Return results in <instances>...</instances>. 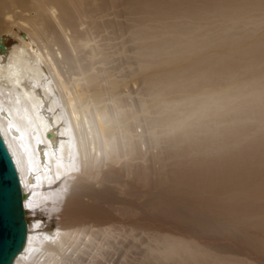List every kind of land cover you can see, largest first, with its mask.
<instances>
[{"label":"bare ground","instance_id":"obj_1","mask_svg":"<svg viewBox=\"0 0 264 264\" xmlns=\"http://www.w3.org/2000/svg\"><path fill=\"white\" fill-rule=\"evenodd\" d=\"M123 2L0 0V137L26 218L11 264H96L126 239L141 259L243 242L264 260L258 222L217 223L264 210V0ZM162 14L183 21L140 29ZM124 15L137 18L135 68L101 44L124 33L105 19Z\"/></svg>","mask_w":264,"mask_h":264},{"label":"rangeland","instance_id":"obj_2","mask_svg":"<svg viewBox=\"0 0 264 264\" xmlns=\"http://www.w3.org/2000/svg\"><path fill=\"white\" fill-rule=\"evenodd\" d=\"M115 4L116 7V12L120 11L122 12L126 6L124 5L123 0H112ZM165 4V3H164ZM163 4V7H164ZM126 11V9H125ZM172 11L170 8H166L165 10V14H170ZM125 17H120L118 19H113L112 17L106 18L105 21H114V23H118L120 26V28L123 29L124 33L121 36H118L117 39H115L116 37H111L108 36V32L102 34V36H104L106 39H109L110 41H104L101 44L107 45V46H112L114 48L119 49L120 47H122L123 49H121L120 51H124L123 54H119L117 56L114 57V59L120 58L122 62H127L128 65L131 64L132 68H135L133 63H134V50L136 47V43H134L132 41V38L130 36V32L133 33L135 32L137 29L139 28H134L133 27V22L137 20L136 17H132L131 15H124ZM253 16V15H251ZM145 15H143V21H142V26L140 27V29H142V31L153 35V36H159L161 32H163V30L167 29V31H169L170 29L169 26L165 27V23L168 24H175V23H180L182 22L181 20H171L170 19V15H164L162 14V17L164 18V20H159L158 22H153L152 20L155 19V16H153L152 18L146 17ZM139 18V17H138ZM149 18V19H148ZM210 21L213 22V27L214 25H216V27H219L217 25L219 24V19L214 20V17H211L209 19ZM196 21H191V22H187V25H192L194 24ZM233 22V21H232ZM185 23V22H184ZM234 23V22H233ZM201 23L197 22V25H200ZM201 30H203V27L201 28ZM24 34V33H21ZM3 35V34H1ZM0 35V36H1ZM164 35V34H163ZM167 35V34H166ZM166 35H164L165 37H167ZM168 37H173L172 35H169ZM163 38V36L161 37H157L155 40H151V41H147V43H155V42H159V40L161 41ZM1 49V48H0ZM2 49L3 46H2ZM1 49V50H2ZM107 53L110 54V52H112V50L107 51ZM83 54H79V57H82ZM120 56V57H119ZM117 63V62H116ZM128 67L127 65H123V69H122V74L127 73ZM139 88V86H131L130 87V91L132 90V92L136 91V89ZM132 98L134 99L135 96L133 95ZM264 130V128L261 130V132ZM259 134V133H256ZM261 134H264V132H262ZM251 161L255 162L256 159H252L250 158ZM250 160L246 163H252ZM244 163V164H246ZM243 169V164L239 165L238 167L234 168V170L230 173L231 177L233 179H237L238 175L241 173ZM258 169H261V173L264 174V165L259 167ZM229 175V176H230ZM263 179V177H261ZM235 183V182H233ZM228 194V193H226ZM223 195L221 202L226 203V198H228V200L230 202H233V200L229 199V195ZM227 205H229V203L227 202ZM227 205L225 206L227 208L228 211L230 212H226V213H232L235 212L233 211L234 209L231 207H227ZM245 213H243L244 215L242 216H232V215H225L222 219L217 220V223L220 227V230H236L237 228H243L240 224V221H243L246 223V227L248 228L249 232H252V228H253V223L256 221L258 222L259 226H261L264 230V210L260 209L258 210L257 213L252 212L251 208H247L242 210ZM261 211V214H259V212ZM236 217H241V218H237ZM53 221V222H52ZM49 222L51 225L56 226L57 223L56 221L53 220V218H49ZM55 225H54V224ZM238 231V230H236ZM240 232V231H239ZM264 232V231H263ZM181 237V236H180ZM260 240H262L264 242L263 238H260ZM183 242H180L182 245L189 247L191 249H196L194 246V243L192 242H186L184 240H182ZM117 242H121L119 244H113L111 245L108 249H106V251H104V256L103 259L101 257H97L96 258V264H141L142 262L144 264H252V261H256V263H260V264H264V260H261L259 257V254H256L254 250H252L247 244L240 242V244H238L235 247L231 248L229 247L226 252L223 255H217L215 253H213V251L211 252V250H208V254L206 253V251L204 252H199V249L197 248L195 251L193 252V255H189L186 252H182L184 250L183 249H178V254L177 256L175 255H167V256H163L162 252H161V247L159 245V252L158 254H155L154 256H156L157 258L152 259L150 257L141 259L140 258V254H141V247H138L137 242L132 241L131 239H126V240H118ZM207 245H211V243H206ZM135 245V247H133ZM163 246V245H162ZM138 247V248H137ZM137 248V249H134ZM226 249V248H225ZM143 258V257H142ZM260 259V261H259ZM86 260V257H81V261L82 262H75L74 264H85L84 261Z\"/></svg>","mask_w":264,"mask_h":264},{"label":"water","instance_id":"obj_3","mask_svg":"<svg viewBox=\"0 0 264 264\" xmlns=\"http://www.w3.org/2000/svg\"><path fill=\"white\" fill-rule=\"evenodd\" d=\"M52 138V133H46ZM11 159L0 137V264H11L25 239L26 218Z\"/></svg>","mask_w":264,"mask_h":264}]
</instances>
